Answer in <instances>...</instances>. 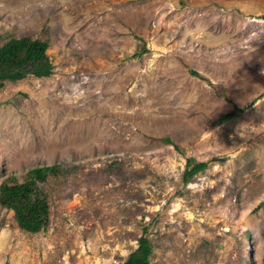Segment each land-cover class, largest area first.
<instances>
[{"label":"rangeland","instance_id":"obj_1","mask_svg":"<svg viewBox=\"0 0 264 264\" xmlns=\"http://www.w3.org/2000/svg\"><path fill=\"white\" fill-rule=\"evenodd\" d=\"M263 16L264 0H0V44L48 40L55 66L0 85V184L60 165L46 230L0 204V264H123L144 226L152 264H264ZM188 158L208 166L185 183Z\"/></svg>","mask_w":264,"mask_h":264},{"label":"trees","instance_id":"obj_2","mask_svg":"<svg viewBox=\"0 0 264 264\" xmlns=\"http://www.w3.org/2000/svg\"><path fill=\"white\" fill-rule=\"evenodd\" d=\"M49 47L48 40L29 35L13 37L0 44V85L29 76L37 78L51 76L55 66L48 53ZM234 115V112H230L220 119L227 120ZM207 166L208 162L188 158L183 172L184 182H189ZM59 173L60 165H44L30 169L23 181L10 176L1 182L0 204L14 212L21 229L38 233L48 228L51 207L48 195L41 184L46 183L50 175ZM262 206L263 203L258 205L259 208ZM152 254L153 245L148 226H144L137 248L129 253L123 264H152Z\"/></svg>","mask_w":264,"mask_h":264}]
</instances>
